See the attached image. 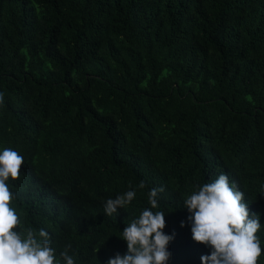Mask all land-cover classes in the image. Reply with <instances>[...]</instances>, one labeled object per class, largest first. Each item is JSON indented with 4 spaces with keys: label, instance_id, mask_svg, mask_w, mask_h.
Segmentation results:
<instances>
[{
    "label": "trees",
    "instance_id": "obj_1",
    "mask_svg": "<svg viewBox=\"0 0 264 264\" xmlns=\"http://www.w3.org/2000/svg\"><path fill=\"white\" fill-rule=\"evenodd\" d=\"M0 93V151L24 157L10 206L60 264L124 255L161 186L168 264H201L183 202L221 173L264 225V0H0Z\"/></svg>",
    "mask_w": 264,
    "mask_h": 264
},
{
    "label": "clouds",
    "instance_id": "obj_2",
    "mask_svg": "<svg viewBox=\"0 0 264 264\" xmlns=\"http://www.w3.org/2000/svg\"><path fill=\"white\" fill-rule=\"evenodd\" d=\"M3 99L0 93V104ZM23 164L24 157L12 148L0 151V264H60L49 234L41 229L38 239L32 228L22 231L19 216L10 206L17 196L10 190L8 181L20 178ZM145 187L144 181L138 185L140 189ZM164 190L161 186L148 192L151 207L142 210L122 231L127 252L116 253L106 264H168L171 258L168 245L174 236L163 231L165 213L152 211L158 207V194ZM135 196V190H128L114 199L109 198L104 205L105 215H116ZM183 208L189 213L187 223L192 240L210 249V254L200 257L201 264H257L264 251L258 232L264 225L260 223V214L250 212L244 203V192L226 174L197 185L185 198ZM184 226L182 221L180 227ZM70 248L67 245L60 252L64 264H75L74 257L68 254Z\"/></svg>",
    "mask_w": 264,
    "mask_h": 264
}]
</instances>
